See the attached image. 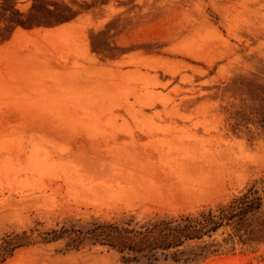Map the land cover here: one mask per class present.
<instances>
[{
	"label": "rangeland",
	"instance_id": "374dc122",
	"mask_svg": "<svg viewBox=\"0 0 264 264\" xmlns=\"http://www.w3.org/2000/svg\"><path fill=\"white\" fill-rule=\"evenodd\" d=\"M263 180L264 0H0V264H264L232 229L178 261L41 238L200 220Z\"/></svg>",
	"mask_w": 264,
	"mask_h": 264
},
{
	"label": "trees",
	"instance_id": "16d2710c",
	"mask_svg": "<svg viewBox=\"0 0 264 264\" xmlns=\"http://www.w3.org/2000/svg\"><path fill=\"white\" fill-rule=\"evenodd\" d=\"M263 210L264 180L253 185L245 194L227 206L203 215L200 220L186 218L182 222L162 220L146 224L123 220L115 223H98L90 227L70 222L59 231L44 233L41 238L45 241H54L65 236L74 237L75 243L90 239L94 245L117 250L120 254H134L149 258H157L158 254L173 251L171 256L178 261L181 254H184L180 249L187 243L212 238L224 229H232L233 233L229 234L222 244L228 245L237 239L244 246L264 245ZM18 239L29 240L30 238L23 233L22 236H18ZM17 240L7 243L11 245L6 252H13L18 248L19 244L15 242ZM207 249L208 247H204L198 256L206 254ZM166 256L169 255L166 254ZM2 257L4 258L3 254L0 255V258Z\"/></svg>",
	"mask_w": 264,
	"mask_h": 264
}]
</instances>
